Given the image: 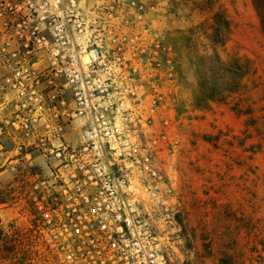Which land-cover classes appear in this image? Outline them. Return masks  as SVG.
I'll use <instances>...</instances> for the list:
<instances>
[{"label": "built area", "instance_id": "2783aa9c", "mask_svg": "<svg viewBox=\"0 0 264 264\" xmlns=\"http://www.w3.org/2000/svg\"><path fill=\"white\" fill-rule=\"evenodd\" d=\"M158 6L0 0L11 222L50 262L174 264L183 245L167 170L179 61L155 25Z\"/></svg>", "mask_w": 264, "mask_h": 264}, {"label": "rangeland", "instance_id": "374dc122", "mask_svg": "<svg viewBox=\"0 0 264 264\" xmlns=\"http://www.w3.org/2000/svg\"><path fill=\"white\" fill-rule=\"evenodd\" d=\"M257 7L264 0H159L154 15L179 61L177 143L167 163L184 234L174 264H264V29ZM216 59L249 69L237 87L233 77L236 89L223 100L197 105L202 80L222 81ZM5 166L1 236L14 231V174ZM30 256L31 264H56L43 252ZM10 257L0 253V264H18Z\"/></svg>", "mask_w": 264, "mask_h": 264}, {"label": "trees", "instance_id": "16d2710c", "mask_svg": "<svg viewBox=\"0 0 264 264\" xmlns=\"http://www.w3.org/2000/svg\"><path fill=\"white\" fill-rule=\"evenodd\" d=\"M256 4V3H255ZM258 6V5H256ZM258 9V7H257ZM260 20L264 29V8L258 9ZM219 63V67L221 68V79L217 83L216 81H205L202 80L199 83L198 89L195 93V102L197 105H207L215 100H223L227 93H230L232 90L236 89L239 85L240 80L246 75L249 67L248 65L242 63L240 64L238 60L236 62V66H231L229 64L220 62L219 59H216ZM205 75V74H204ZM236 76L238 81L235 85L232 83L233 77ZM206 78V76H203ZM220 85H223L220 87ZM0 253L4 256H11L18 259V264H31L29 261L31 259V250L27 246V240L16 232H12V234H4L1 236V227H0ZM10 257V259H11Z\"/></svg>", "mask_w": 264, "mask_h": 264}, {"label": "crops", "instance_id": "0c3cea01", "mask_svg": "<svg viewBox=\"0 0 264 264\" xmlns=\"http://www.w3.org/2000/svg\"><path fill=\"white\" fill-rule=\"evenodd\" d=\"M38 65H43V61H39L38 62ZM2 74H3V71L0 69V76H2ZM9 94V93H8ZM3 95V97H0L2 100L3 99H5L6 98V96L7 95H4V94H2V93H0V96H2ZM7 108H10V106H6ZM8 110L6 109V110H0V116H3V115H6V114H8ZM5 144L9 147L10 145H11V143H10V141L9 140H5ZM6 154H4V153H1L0 152V163H5L6 161H7V158H6V156H5Z\"/></svg>", "mask_w": 264, "mask_h": 264}]
</instances>
